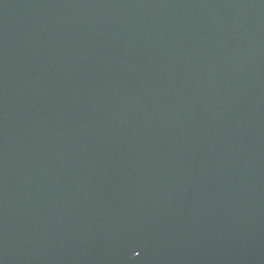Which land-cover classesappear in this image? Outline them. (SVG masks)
Returning <instances> with one entry per match:
<instances>
[{"label": "water", "instance_id": "obj_1", "mask_svg": "<svg viewBox=\"0 0 264 264\" xmlns=\"http://www.w3.org/2000/svg\"><path fill=\"white\" fill-rule=\"evenodd\" d=\"M0 264H264V0H0Z\"/></svg>", "mask_w": 264, "mask_h": 264}]
</instances>
